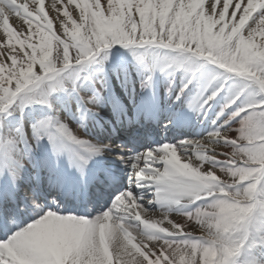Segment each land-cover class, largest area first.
Masks as SVG:
<instances>
[{"label": "snow or ice", "instance_id": "1", "mask_svg": "<svg viewBox=\"0 0 264 264\" xmlns=\"http://www.w3.org/2000/svg\"><path fill=\"white\" fill-rule=\"evenodd\" d=\"M31 5L30 8L27 0H0V29L3 31L0 41L6 38V42L0 44L3 45L0 47V114L21 102L50 104V93L64 87L65 80L69 78L61 76V73L72 65L87 63L101 49L114 44L155 43L191 54L164 58L177 66L190 61L192 57L210 59L209 55L204 54L210 52L215 56V60H210L264 91V55L257 54L258 48L264 49V0L258 3L256 0H208L207 7L205 0L199 7L192 5L190 0H104L103 5L101 0H83L82 3L61 0V7H58L57 0H52L50 8L57 13L61 35L53 31V20L41 12L40 0H31ZM69 5H75L71 12ZM43 8L45 11V3ZM76 8L79 9V23L72 18ZM61 11L63 16L59 15ZM12 17L21 20L18 27L24 29L27 26L26 31H17V27L10 22ZM5 18L7 25H11L17 34L16 38L23 42V47L20 44L8 45ZM75 31L79 32V36L74 42ZM44 33L53 36L56 53L58 51L64 56L65 66L60 75L51 80L43 76L41 65L35 63L40 55ZM245 42H253L257 47H248ZM85 44L90 46L85 48ZM16 45H19V49ZM72 47L75 54L70 56ZM52 58L56 59V55L52 54ZM232 64L244 65L245 70L230 71ZM37 65L39 73L34 71ZM45 82H48L47 87ZM150 82L151 77H148L145 87H149ZM190 83L184 84L177 100ZM245 86L241 85V88ZM221 91L223 87L219 84H207L194 98L192 107L198 112H206L209 102ZM240 98L239 92L230 96L217 117L224 115ZM85 101L90 108L96 107L94 95L86 96ZM258 103L264 105V97L259 102L247 101L232 113L235 118L250 109L242 119L239 137L217 130L203 139L185 140L179 145L164 143L155 150L121 156L132 169L134 183L156 185L157 201L210 197L213 201L210 206L188 213L185 218L161 212L156 219L150 216L152 211L140 203L142 197L131 189H122L113 195L110 207L94 217L62 214L58 210L42 211L38 218L19 226V230L8 235L13 227L9 220L15 218V213L8 208L14 193L4 192L0 195V232L6 238L0 239V264H108L105 249L110 253L111 264H236L247 234L258 215H264V106L258 107ZM25 136L32 145L46 138L57 155L67 153L82 173L92 159L90 153L104 150L103 146L90 147L92 142L82 139V133L70 129L61 119L54 117L36 119L32 134L26 132ZM229 140L235 147L226 153L228 166L222 169L215 165L206 167L210 159L218 160L220 155L225 154L224 148L228 147L226 142ZM216 145H224V148L217 149ZM85 148L88 153L82 151ZM24 163L25 156L14 153L10 142H0V169L4 170V174H8L9 169L20 170ZM157 163L163 166L154 167ZM226 171L241 178V185H225L222 174ZM212 176L219 178V184L209 179ZM102 178L111 177L101 172L94 180ZM241 187L246 201L241 229L245 236L242 241L228 244L222 249L216 248L206 243L202 236L194 234L193 230H188L190 226L182 222L203 224L208 209L223 195L220 188ZM32 198L35 199L34 196ZM124 208L131 215L121 211ZM137 212L141 216L142 213L148 214L144 219L149 223L161 226L171 224L175 231L169 228L167 232L150 236L162 246L141 243L139 239L137 247L133 248L122 240L124 230L130 229L127 228L128 222ZM107 223H111V230L105 233L102 227Z\"/></svg>", "mask_w": 264, "mask_h": 264}, {"label": "bare ground", "instance_id": "2", "mask_svg": "<svg viewBox=\"0 0 264 264\" xmlns=\"http://www.w3.org/2000/svg\"><path fill=\"white\" fill-rule=\"evenodd\" d=\"M27 2H29L30 4V8L32 7L31 5V0H27ZM64 2H66V0H64ZM83 0H77V3H82ZM91 2V0H90ZM256 2L258 3L259 0H256ZM41 3V12L44 13L45 17H47L48 19H52L53 20V27L56 28V30H60V24L57 20V13L54 9L50 8V5L52 3V0H40ZM45 3V11L43 8V4ZM190 3L192 5H195L196 7H199L202 3V0H190ZM101 4H104V0H101ZM208 4V0H205V6L207 7ZM57 6L61 7V0H57ZM75 5H69V11H72V8H74ZM78 12L79 9L76 8V11L72 13V17L73 19H77V22L79 23V19H78ZM48 15V16H47ZM60 16H63V12L61 11L59 13ZM255 15V14H253ZM67 19V18H65ZM10 22L13 24L14 27H17V31H21L24 30L26 31L27 26H25L24 29H20L18 27L19 24L22 23L21 20H19L16 17H12L10 18ZM251 21H249L250 23ZM5 25H7V18H5L4 21ZM70 23V21H69ZM247 27V25H246ZM53 28V29H54ZM5 31L8 32L9 34V39H8V45H14V44H20L21 47H23V42L19 41L16 38V33L14 31V29L11 28V25H7V27L5 28ZM0 35H3V31L2 29H0ZM50 34L48 33H44L43 36L44 38L48 37ZM51 36V35H50ZM23 37H21L22 39ZM38 40V38H37ZM6 42V38L5 41H0V44H3ZM254 47H257L253 42H250ZM0 47H3V45H0ZM16 48L19 49V45H16ZM260 55H264V49H260L258 48L257 50ZM154 58V57H153ZM155 59V58H154ZM38 62V60H36V63ZM95 62L94 61L92 63V61L87 62L86 67L81 68L83 65L80 66V73H79V78L76 81L75 86H72L69 88V90L66 92V95H71V96H79L76 94L77 89L81 90L83 88V84H88V83H92L93 89H92V95L91 96H95L96 97V107L90 108V110H85V109H72L70 110L66 116H56L54 118H59L61 119L70 129L73 130H77L79 133H82L83 136L81 137L82 139H85L86 141H91V145L90 147L92 148H96V147H104V150L99 152V153H90V155L93 154V160H94V165H96L97 163H99V161H103V162H107L111 164V160L110 157H116L114 152L112 153L109 149V146L111 144V147H114L116 149H118V151L120 150V154L118 155L120 158L121 156H127L128 153L127 149L126 151L121 150L120 145L121 142L117 141L112 143L111 141H109L108 143H106L107 145H101V146H95L93 143V139L88 137V133L90 134H94V131L92 130V125L91 123H88L87 120L90 119H94V126H96V123H100V121L106 120L109 124H110V128L113 129L114 126H118L120 125V121L122 118L123 123H126L127 127L129 128L131 122H129V118L127 116V114H125L124 116H122L121 118H119V116H115L114 114H118L121 112H124V109L126 108V104L129 103V100L132 97V94L134 92H140V96L145 94V91H147L148 87H145V83L148 80V77L150 75H156L158 77H160L161 83L162 85H160V90H159V95L160 96H166L169 98L174 99V97L177 98V95L180 93V90H177V87H181L183 88L184 84L188 83V81L191 80L192 75H186V76H181L182 79V84H178L176 83V79H174V74L171 70L172 65L170 63H166L165 61H159V60H155L153 65H147L144 64L143 67H139V71L140 73L134 74L133 71L129 72V73H122L120 80H118L117 82H113V84L111 85H107L104 81H100V82H95V76L96 73H94V67L95 66ZM37 67V66H35ZM134 68H131V70H133ZM135 71V70H134ZM205 80L207 79L203 86L200 87V89L197 90V96L199 95V93L202 91V89L209 83H212L213 85H217L220 83V78H218L215 74L211 73L210 70H207L206 73L204 74V77H200L199 79ZM195 81V78H193ZM194 81H191V83L188 85V89H185L186 93L188 94V92H191V90L193 89V83H195ZM127 82L131 83V84H127ZM174 82V85L173 83ZM126 83V84H125ZM173 85L172 88H170V85ZM197 83V82H196ZM133 86V87H131ZM140 90V91H139ZM190 90V91H189ZM184 93V92H183ZM185 95V93H184ZM86 96H89L88 93L84 94V98ZM217 97H221V95H218ZM216 97V98H217ZM56 97H52V102L55 101ZM216 98L212 101L209 102V105L207 106V111L206 112H198L196 110V108H192L196 114V119H198L197 123L200 124V126H203V123L205 122V116L209 113H213L215 119H217V121L215 122L214 125L218 126V129L216 130H211L209 133H207L205 136L210 135L211 133H213L214 131L217 130H222L224 132H227L229 136H236L239 137V130L242 127L241 124L236 123L233 121V117L232 116H226L224 117V115L219 116V118L217 117V114L221 111V110H215V108H219L220 105L215 103ZM222 107L224 106V104L227 101V98H222ZM52 102H50V104L44 105L43 107H39L35 109V113H36V119L41 118V117H48L47 115V109H50L49 107H51L52 110ZM87 104V102H86ZM142 103L139 102L138 105H141ZM88 105V104H87ZM7 110L6 112L0 114V128H4V119L6 118V114L8 113ZM46 112V113H45ZM97 114V115H96ZM85 118V119H83ZM80 119V121H79ZM9 121V120H8ZM78 122L80 123V126H77L74 124V122ZM82 122H84L85 124L82 125ZM104 122V121H103ZM107 123V124H108ZM112 125V126H111ZM77 126V127H76ZM213 129V128H212ZM1 130V129H0ZM197 130H195V137L192 140H199V139H203L204 137H199L197 134ZM29 135L32 134V132H27ZM0 136L2 137L3 134L0 133ZM189 140V139H186ZM43 141V140H41ZM41 141L37 142L35 145H32L26 138L25 134L22 135L21 138H19V141L14 143V140L11 139L10 141H2L0 139V142H4V143H11L12 147H13V152L14 153H21L24 155V152H26L27 154H25V159H26V163H24L25 168L26 167H30L31 166V161L32 158L35 157L36 154H38L41 150L42 146H45L44 148L48 149V156H46L45 160L48 162V160H52L53 157H55L56 152L53 149V146L51 144L50 141H43L44 143L41 145ZM183 142V141H182ZM169 143V142H168ZM181 143V142H180ZM180 143H176L177 145H179ZM228 147L224 148V145H216L217 149H223L224 148V153L223 155H220L218 160H209L208 164H206V167L209 166H213V165H218V167L225 168L228 166L229 164V159L226 155V153L230 150H234V145L232 144V142L229 140L226 142ZM41 146V147H40ZM174 150V149H170ZM85 153H88V149L85 148L82 150ZM124 152V153H123ZM129 152V151H128ZM62 155H64V153H61ZM59 156H62V155ZM69 157V155H68ZM29 158V159H28ZM66 159V157H65ZM122 162L123 159L121 158ZM116 161V160H115ZM119 161H116L114 163H118ZM124 163V162H123ZM43 165H45V161L42 162ZM125 164V163H124ZM163 165L157 163L156 165H154V167H162ZM63 169V167H62ZM64 169L66 171H71V169L64 167ZM16 171V170H15ZM231 171V170H230ZM0 172H2V176L6 177V183L10 184L11 178L10 176L4 174V171L0 170ZM24 174L23 172H21L20 170V174ZM229 173V172H228ZM219 174V173H218ZM223 177V176H222ZM236 178L235 175H229L228 174V178H224L223 177V181L225 185H235L237 184L241 179L235 180L232 182V180ZM211 181L212 179L215 181L212 182H217L216 184L219 183V181H216L217 179H219L218 177L212 176L209 178ZM241 182H239L238 184H241ZM155 188L156 185L155 184H149V183H142L141 186V190L144 191V194H151L154 195L153 198L147 199L146 202H140L146 209L151 210L152 212L150 213V216L153 218L158 219L161 216V212H169L172 216H180L181 218H185L186 214L188 213H192L195 212L197 209L200 208H193L192 205L195 204V200H193L190 197H181L179 200H173V201H165V202H159L156 200V192H155ZM225 189L228 188H220L219 191L221 193H223L225 191ZM233 190H235V188H232ZM139 197V196H138ZM204 208V207H201ZM194 209V210H192ZM196 209V210H195ZM210 209H208V215H209V211ZM31 212H34V210H31ZM126 213L128 215H131V213H128L126 210ZM146 213H142V216L140 215V213L137 212V215H135V217L132 219V221L136 224H139L137 226H134L132 229H129V231H127V229L124 230V234H123V240L122 242H126L129 246L136 248L137 245L136 243L139 242V239L141 241V243L144 242H148V243H153L154 246H162V244H160L158 241H153L152 239H150V234H154V233H158L160 230L162 233L167 232L169 228H171L173 230V232L175 231L173 225L171 224H167V225H163L161 226V224L158 223H149L148 220H145L144 218H147ZM207 215V216H208ZM204 217V223L202 224V226L206 227L207 231L209 230H213L211 231L213 235H209L207 236V243L213 244L215 247L219 246V248H223L224 246L228 245V242H224L223 238H226L228 236L229 233L232 232V228L234 226H237L240 222V220L242 219V215L239 213L237 214L236 212L230 213L229 215L226 216L221 214V213H216L214 215V217ZM141 221V222H139ZM183 223H185L186 225H189L190 227L188 228V230H193L195 234L200 235L203 232V229L201 228V226L196 225H191L190 221H183ZM13 223V221H12ZM144 225V228H143ZM210 225V226H209ZM257 232H252V235L249 236V242L248 244H251L252 242H254V239L258 240L260 242V247L259 250L256 253H251V256L248 255H243L241 257H237L236 258V264H264V225H261L260 223H257ZM127 228H131V225H127ZM146 229H152V230H147ZM232 229V230H231ZM102 230L106 233L108 231L111 230V223H107L102 227ZM142 230L145 231L147 234H143ZM255 230V228H254ZM154 232V233H153ZM127 233H132L131 235H129L128 237H126ZM245 236V235H244ZM248 236V234H247ZM247 238V237H246ZM245 238V239H246ZM205 239V237L203 238ZM242 241V240H240ZM131 244H130V243ZM232 242H238V239L235 237ZM232 242L230 244H232ZM112 245L110 244V251H111ZM105 255L108 257V264H111L110 262V253L107 251V249H105ZM258 255V256H255ZM261 256V257H259ZM115 259V257H114Z\"/></svg>", "mask_w": 264, "mask_h": 264}, {"label": "rangeland", "instance_id": "3", "mask_svg": "<svg viewBox=\"0 0 264 264\" xmlns=\"http://www.w3.org/2000/svg\"><path fill=\"white\" fill-rule=\"evenodd\" d=\"M136 16L138 18V13H136ZM73 18V17H72ZM71 23V21H70ZM55 27V26H54ZM53 27V28H54ZM54 32L57 33V35H61L62 29L59 31L56 30V28L53 29ZM81 32L83 33V29H81ZM79 36V32L75 31L73 33V40L74 42L77 40V37ZM47 41V43H45ZM42 47L40 50V55L37 57L36 60H38L37 63L41 65V68L43 69V76L46 77L47 79L51 80L54 79L55 77L60 75L61 69L65 66L64 65V56L57 51L56 53V45L54 44L53 36L49 35L48 37L44 38L42 40ZM248 47H254L250 42H245ZM89 44H85V48L89 47ZM62 47V46H61ZM127 49L128 52L123 54L122 50ZM134 49V52H131V50ZM83 51V49H81ZM53 56L56 55V59L52 58ZM75 54V48L72 47L69 50V55L73 56ZM205 55H209L212 60H215V56H212L211 53H204ZM257 54L260 55V53L257 51ZM155 55V59L159 61H165L166 63H171L170 61L165 60V57H183V56H191L190 53L185 52L184 50L180 49H174V48H166L163 47L160 44H145V45H124V44H114L111 45L110 47L106 49H101L100 52L94 57L93 59H96L95 66H94V73L98 77L104 76L103 73H106L107 69L109 66H111V69L115 68L116 66L118 68H121L122 65L131 63V65H143V64H153L154 61L151 60L152 56ZM201 58V60L199 59ZM205 59H208L206 57H192L190 61H185L184 63L186 65H189L192 63V66L188 67L186 72L193 73L194 70H196V67L198 65H204L205 62H207ZM35 60V63H36ZM59 61V64H58ZM90 61V60H89ZM92 63L94 62L91 59ZM197 64H196V63ZM74 63V61H73ZM218 64V63H217ZM83 65L81 68L86 67L87 63L81 64ZM81 65H72L68 69L65 70V72L61 73V76H67L69 77L68 79L65 80V85L62 88H58L55 91L50 93V102H52V97H56L55 101L52 102L53 105V110L47 109L49 113L57 114L60 115V112L62 110V104L66 105V96L64 93H66L69 89L70 86L74 85V82L76 81V75L75 73L79 71ZM128 65V66H131ZM177 66V65H176ZM214 65H207V67H211ZM221 71H224L226 69H223L222 67H217ZM93 68V67H92ZM182 68V65L179 66V69ZM193 68V69H191ZM178 69V70H179ZM230 71H243L245 70L244 65L240 64H232V66L229 68ZM34 71L37 73L40 72L39 65L34 68ZM118 70L115 72H112L113 74H116ZM191 71V72H190ZM214 72V71H212ZM217 71V74L220 73ZM215 73V72H214ZM216 74V73H215ZM106 76V75H105ZM104 76V77H105ZM222 83L219 84L220 86L223 87V91H221V95H235L238 92L241 93V98L240 100L237 101L235 104V107H233V112L238 106L244 105L247 101H253V102H259L262 97H264V91L260 90L258 86L244 80L242 77L236 75V74H227L222 77ZM48 82H45V87H47ZM241 85H246L245 87L241 88ZM72 98V97H70ZM73 103V102H72ZM45 104L40 103V102H33L31 104H23L22 102L20 104L14 105L12 108H10L8 113L5 115L6 118L4 119V128H0V133L3 134L4 136H7V138H3L0 136V139L2 141H10L11 139L18 141L19 136H22L25 132L32 131V125L28 126V122L31 121L35 117V109L39 107H43ZM258 107L264 106L260 105L259 103L257 104ZM23 110H28V113H23ZM247 111H250V109L246 110L245 112H242L236 121L238 123H241L242 125V119L245 115H247ZM9 120V121H8ZM18 126L17 129L14 127ZM228 172H224L222 176L224 178H228ZM241 178H234L232 180H238ZM241 181V180H240ZM243 189L241 191H238L235 193L230 190V193L233 197V200H227L223 198L224 200H221L220 202L218 201L217 203H214L212 207H210L212 213L215 215L216 213H221L226 216L229 215L230 213L236 212L237 214L242 215L241 217L243 218L245 215L244 212V207L246 204L243 203ZM242 192V194H240ZM239 193V194H238ZM243 198V199H242ZM239 202V204H238ZM212 216H207V217H214ZM198 226H201L203 229L204 235H213L211 231H207L206 227L202 226V224H197ZM210 226V225H209ZM243 227V220L241 219L239 224L237 226H234L231 230L232 232L228 234L226 238H223L224 242H228L230 244L232 240L236 237L238 239V242L243 239L245 232L242 231ZM252 235V230L249 231L248 237L246 238L249 240V235ZM203 234V233H202ZM250 235V236H251ZM230 242V243H229ZM216 248H219L217 246ZM243 249V247H242ZM225 255V254H224Z\"/></svg>", "mask_w": 264, "mask_h": 264}]
</instances>
